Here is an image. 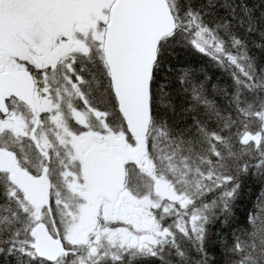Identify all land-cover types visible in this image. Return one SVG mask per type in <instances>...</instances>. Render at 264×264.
<instances>
[{
	"label": "snow or ice",
	"instance_id": "6c2138e0",
	"mask_svg": "<svg viewBox=\"0 0 264 264\" xmlns=\"http://www.w3.org/2000/svg\"><path fill=\"white\" fill-rule=\"evenodd\" d=\"M152 261L264 264V0H0V264Z\"/></svg>",
	"mask_w": 264,
	"mask_h": 264
},
{
	"label": "trees",
	"instance_id": "16d2710c",
	"mask_svg": "<svg viewBox=\"0 0 264 264\" xmlns=\"http://www.w3.org/2000/svg\"><path fill=\"white\" fill-rule=\"evenodd\" d=\"M209 71H213L211 68ZM246 195L243 203L240 206L241 213L248 207H250L252 200L259 193V188L256 184L249 182L248 186L245 189ZM151 264H156L155 261H152Z\"/></svg>",
	"mask_w": 264,
	"mask_h": 264
}]
</instances>
